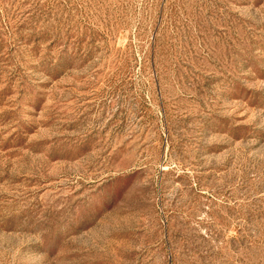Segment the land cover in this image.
<instances>
[{
  "label": "rangeland",
  "instance_id": "obj_1",
  "mask_svg": "<svg viewBox=\"0 0 264 264\" xmlns=\"http://www.w3.org/2000/svg\"><path fill=\"white\" fill-rule=\"evenodd\" d=\"M0 264H264V0H0Z\"/></svg>",
  "mask_w": 264,
  "mask_h": 264
}]
</instances>
